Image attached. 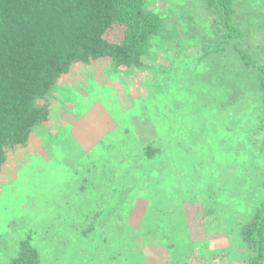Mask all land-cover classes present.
<instances>
[{
    "label": "rangeland",
    "instance_id": "374dc122",
    "mask_svg": "<svg viewBox=\"0 0 264 264\" xmlns=\"http://www.w3.org/2000/svg\"><path fill=\"white\" fill-rule=\"evenodd\" d=\"M264 64V0H235ZM158 35L139 67L75 63L50 118L0 174V264L31 237L42 264H243L264 203L257 75L206 0H147ZM43 103V101H40Z\"/></svg>",
    "mask_w": 264,
    "mask_h": 264
},
{
    "label": "trees",
    "instance_id": "16d2710c",
    "mask_svg": "<svg viewBox=\"0 0 264 264\" xmlns=\"http://www.w3.org/2000/svg\"><path fill=\"white\" fill-rule=\"evenodd\" d=\"M217 12L224 40L233 41L246 68L260 82L264 64L244 49L235 0H206ZM147 0H0V174L10 150L29 144L34 128L50 118L48 94L75 63L109 57L139 67L161 26ZM43 101V103H40ZM264 148V143H263ZM243 264H264V203L242 228ZM9 264H42L31 237L20 241Z\"/></svg>",
    "mask_w": 264,
    "mask_h": 264
}]
</instances>
